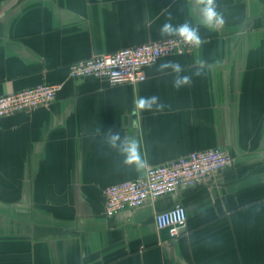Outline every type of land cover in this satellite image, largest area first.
I'll return each mask as SVG.
<instances>
[{
    "label": "crops",
    "instance_id": "0c3cea01",
    "mask_svg": "<svg viewBox=\"0 0 264 264\" xmlns=\"http://www.w3.org/2000/svg\"><path fill=\"white\" fill-rule=\"evenodd\" d=\"M215 2L217 30L195 0H0V95L62 84L47 107L0 118V264H264V0ZM169 15L198 28L201 45L161 56L137 84L68 77L70 63L171 37L159 35ZM166 60L192 85L174 89L171 69L157 70ZM153 94L162 110H133ZM213 147L232 165L105 214L107 186ZM175 204L187 220L172 241L154 216Z\"/></svg>",
    "mask_w": 264,
    "mask_h": 264
},
{
    "label": "built area",
    "instance_id": "2783aa9c",
    "mask_svg": "<svg viewBox=\"0 0 264 264\" xmlns=\"http://www.w3.org/2000/svg\"><path fill=\"white\" fill-rule=\"evenodd\" d=\"M195 47L171 36L92 56L68 65V77L79 79L94 76L109 85L137 84L146 77V68L164 55L185 54ZM61 83H39L34 86L0 95V118L18 111L47 107L55 99ZM232 155L220 147L191 151L178 158L147 165L135 179L122 181L104 189V210L109 217L123 210L137 208L150 199L192 189L205 179L232 165ZM187 213L181 204L160 211L154 216L156 228L166 230L175 240L186 226Z\"/></svg>",
    "mask_w": 264,
    "mask_h": 264
},
{
    "label": "clouds",
    "instance_id": "9594fccd",
    "mask_svg": "<svg viewBox=\"0 0 264 264\" xmlns=\"http://www.w3.org/2000/svg\"><path fill=\"white\" fill-rule=\"evenodd\" d=\"M195 4L200 10V23L204 26L217 30L225 25V19L222 13L217 11V6L215 0H195ZM171 15H169L166 22L162 24L159 30V35L161 36H177L184 43L191 45L193 47H199L202 43L199 36L198 28L192 26L188 21L174 26L171 21ZM203 67V65H201ZM171 69V73H174V78L172 80V87L176 90H180L183 87L192 85V77L188 75H180L183 68L179 61L166 60L159 64L158 71L164 73L166 70ZM196 76L202 75L201 71L194 73ZM134 111H151L155 107L157 110H162L165 105L161 101L160 97L156 94L151 96H141L133 101ZM120 139L119 133H111V144L113 147L116 146V141ZM124 152L127 154L126 163H138L139 156L137 153V146L135 142L131 143L125 147Z\"/></svg>",
    "mask_w": 264,
    "mask_h": 264
}]
</instances>
